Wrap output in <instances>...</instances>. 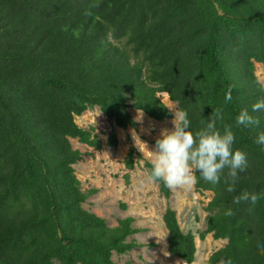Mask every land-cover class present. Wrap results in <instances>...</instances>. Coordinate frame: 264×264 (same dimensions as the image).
<instances>
[{
	"label": "trees",
	"instance_id": "obj_1",
	"mask_svg": "<svg viewBox=\"0 0 264 264\" xmlns=\"http://www.w3.org/2000/svg\"><path fill=\"white\" fill-rule=\"evenodd\" d=\"M256 64H264V0H0V264H118L115 254L144 247L136 236L145 229L133 216L110 226L84 208L98 189H82L75 166L84 155L71 141L101 150L95 129L76 122L98 108L113 122L108 146L118 147L115 128L138 127L129 108L160 122L173 118L163 94L188 112L193 132L222 108L218 129L232 125L234 149L247 154L235 192L223 177L213 186L195 173L196 190L213 194L200 239L227 241L207 264H264L257 247L264 244V145L255 142L264 110L252 111L264 86ZM243 109L258 126H235ZM140 161L150 176L152 161L132 146L126 169ZM156 183L167 201L168 252L193 264L196 237L182 230L173 191ZM243 190L261 197L254 207L233 203Z\"/></svg>",
	"mask_w": 264,
	"mask_h": 264
},
{
	"label": "rangeland",
	"instance_id": "obj_2",
	"mask_svg": "<svg viewBox=\"0 0 264 264\" xmlns=\"http://www.w3.org/2000/svg\"><path fill=\"white\" fill-rule=\"evenodd\" d=\"M256 75L264 86V64H256ZM171 110H178L177 104L170 101L167 94L160 96ZM134 120L138 123L136 129H121L116 127L118 147H109L108 137L113 122L98 109L85 112L76 117L77 124L84 129H95L101 142V150L72 140L74 149L83 153V158L75 166L78 178L82 182V189H98V193L91 197L84 208L105 218L110 226H117L120 219L133 216L136 225L145 229L136 236L143 248H137L128 255H114L118 264H187L168 252V232L163 222L167 208V201L160 192L158 183L149 180L148 170L144 161H140L132 170L128 171L124 159L130 148L134 146L145 159L152 161L155 142L160 138L163 129H172V119L156 121L141 111L129 108ZM173 113V112H172ZM126 175L129 181L126 182ZM171 207L176 211L182 230L192 233L196 237L197 255L193 264H207L209 257L223 248L227 241L215 240L207 235L205 240L200 234L206 230V210L213 194L200 193L195 188L172 190ZM126 205V209L123 207ZM151 245H155L154 247Z\"/></svg>",
	"mask_w": 264,
	"mask_h": 264
},
{
	"label": "clouds",
	"instance_id": "obj_3",
	"mask_svg": "<svg viewBox=\"0 0 264 264\" xmlns=\"http://www.w3.org/2000/svg\"><path fill=\"white\" fill-rule=\"evenodd\" d=\"M67 30V29H65ZM73 35L78 38V31ZM232 86L228 87L225 94V103L231 102ZM264 110V97L252 105V111ZM173 112L171 121L172 129H163L160 138L155 142L151 173L149 180L152 182L162 181L170 190L180 188L188 189L196 182L195 173L199 179L212 184H219L223 177L226 191H236V185L240 179L239 173L247 169V154L239 149H234L235 134L233 126L225 124L223 130L218 129V122H222L223 109L213 110L211 117L203 126L193 132L188 112L178 109ZM260 123L257 117L249 114L247 109L241 110L236 117V127L258 126ZM264 145V132H261L256 141ZM225 169L227 173L225 175ZM261 197L255 193L243 190L233 198L234 204L248 203L254 207ZM227 215H232L231 210ZM260 254H264V244L257 245ZM219 264H232L230 258H221Z\"/></svg>",
	"mask_w": 264,
	"mask_h": 264
}]
</instances>
